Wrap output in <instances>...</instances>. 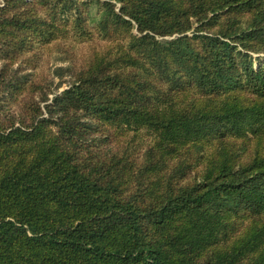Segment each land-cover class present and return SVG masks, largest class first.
Listing matches in <instances>:
<instances>
[{
    "label": "trees",
    "instance_id": "16d2710c",
    "mask_svg": "<svg viewBox=\"0 0 264 264\" xmlns=\"http://www.w3.org/2000/svg\"><path fill=\"white\" fill-rule=\"evenodd\" d=\"M0 264H264V0H0Z\"/></svg>",
    "mask_w": 264,
    "mask_h": 264
},
{
    "label": "rangeland",
    "instance_id": "374dc122",
    "mask_svg": "<svg viewBox=\"0 0 264 264\" xmlns=\"http://www.w3.org/2000/svg\"><path fill=\"white\" fill-rule=\"evenodd\" d=\"M96 46L94 41H82L81 39H67L62 40V45L53 48L50 52L47 51L44 57V62L41 64L40 71L48 75L51 79H54L53 91L57 90L60 78L54 73V69L58 66L67 67L70 63H81ZM65 81L60 90L64 89L69 83L70 76L63 78ZM53 92L50 97L53 96Z\"/></svg>",
    "mask_w": 264,
    "mask_h": 264
}]
</instances>
